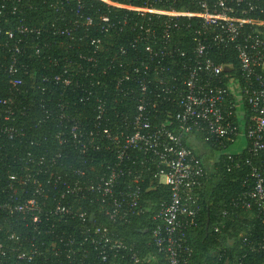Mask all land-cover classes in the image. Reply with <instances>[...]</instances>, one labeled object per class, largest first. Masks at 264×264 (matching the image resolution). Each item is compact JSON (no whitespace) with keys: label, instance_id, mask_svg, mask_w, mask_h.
Returning <instances> with one entry per match:
<instances>
[{"label":"built area","instance_id":"1","mask_svg":"<svg viewBox=\"0 0 264 264\" xmlns=\"http://www.w3.org/2000/svg\"><path fill=\"white\" fill-rule=\"evenodd\" d=\"M255 9L249 0H0L9 87L0 141L16 146L0 167V264H193L187 232L207 170L185 141L204 134L235 167L251 163L234 160L245 149L264 151ZM182 43L192 63L178 61ZM218 45L237 50L242 77L214 61ZM262 169L253 165L255 183L234 207L264 215ZM160 187L171 193L150 218L155 252L143 257L119 228ZM251 247L264 250V238Z\"/></svg>","mask_w":264,"mask_h":264},{"label":"trees","instance_id":"2","mask_svg":"<svg viewBox=\"0 0 264 264\" xmlns=\"http://www.w3.org/2000/svg\"><path fill=\"white\" fill-rule=\"evenodd\" d=\"M249 1L256 6V9L248 16L264 19V0ZM94 5L98 7V3ZM93 12L94 10L91 11ZM32 13L39 14L36 11ZM179 47L182 51H186V57L178 61L182 59L192 63L191 48L183 43L179 44ZM1 52L2 50H0V56H2ZM59 52L66 51L60 49ZM213 52V59L217 64L232 67L225 73L242 77L238 52L233 46L218 45ZM36 63L39 64L40 69H43L40 63L37 61ZM1 66L0 64V98L9 94L8 76ZM60 93L61 89H58L57 94ZM34 96L37 98V95ZM43 97L40 94L38 100ZM233 117L236 119L235 115ZM196 137L199 140L198 143L186 140L185 144L201 159L207 170V178L200 191L202 210L197 225L187 232L188 243L194 251L193 264H264V250H254L251 247L253 242L264 238V215H259L257 208L247 211L231 204L241 193L253 187L255 183L251 175L253 165L263 164L264 174V151L258 157H254L245 149L242 154L235 156L234 160L240 159L245 162L249 159L251 163L235 167L226 155L221 154L219 146L215 145L213 140L207 141L205 135L201 133H198ZM13 145L14 143L8 139L0 141V167L3 170H7L8 165L15 159L16 146ZM170 193L169 188L160 187L146 194L147 201L142 202L145 211L119 228L121 237L134 245L136 251L143 257L150 251L155 252V247L151 244L153 221L150 218L157 210L160 199H169ZM225 210H228L230 214L224 219L223 225L220 222L224 218L222 213Z\"/></svg>","mask_w":264,"mask_h":264},{"label":"crops","instance_id":"3","mask_svg":"<svg viewBox=\"0 0 264 264\" xmlns=\"http://www.w3.org/2000/svg\"><path fill=\"white\" fill-rule=\"evenodd\" d=\"M246 146V141L244 139H242L240 141V144L237 145L235 148H233L234 152H239L245 149Z\"/></svg>","mask_w":264,"mask_h":264},{"label":"water","instance_id":"4","mask_svg":"<svg viewBox=\"0 0 264 264\" xmlns=\"http://www.w3.org/2000/svg\"><path fill=\"white\" fill-rule=\"evenodd\" d=\"M146 231V230H145Z\"/></svg>","mask_w":264,"mask_h":264}]
</instances>
